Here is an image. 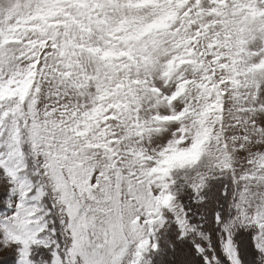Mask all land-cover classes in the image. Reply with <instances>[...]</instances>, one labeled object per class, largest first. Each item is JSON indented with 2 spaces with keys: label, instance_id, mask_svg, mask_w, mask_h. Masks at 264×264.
I'll return each mask as SVG.
<instances>
[{
  "label": "snow or ice",
  "instance_id": "1",
  "mask_svg": "<svg viewBox=\"0 0 264 264\" xmlns=\"http://www.w3.org/2000/svg\"><path fill=\"white\" fill-rule=\"evenodd\" d=\"M0 264H264V0H0Z\"/></svg>",
  "mask_w": 264,
  "mask_h": 264
}]
</instances>
